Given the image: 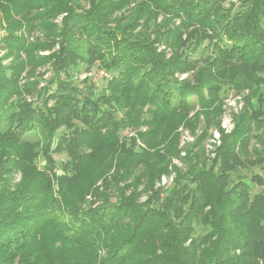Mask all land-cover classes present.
Segmentation results:
<instances>
[{"label":"trees","instance_id":"trees-1","mask_svg":"<svg viewBox=\"0 0 264 264\" xmlns=\"http://www.w3.org/2000/svg\"><path fill=\"white\" fill-rule=\"evenodd\" d=\"M0 29V264H264V0H0Z\"/></svg>","mask_w":264,"mask_h":264},{"label":"rangeland","instance_id":"rangeland-1","mask_svg":"<svg viewBox=\"0 0 264 264\" xmlns=\"http://www.w3.org/2000/svg\"><path fill=\"white\" fill-rule=\"evenodd\" d=\"M4 31L2 29H0V35L3 34ZM45 53H47V51H45ZM41 72H44V77L43 79L49 78L52 74L53 71L49 68V65H45L44 67H42L40 69ZM108 75L107 72H105L103 69H100L98 67H94L92 71H86L83 70L80 73H76L75 74V78L76 80H81L84 79L85 77L89 76L90 77V81L93 85L97 86H102L105 82V78ZM190 76V73L187 74H181L180 78H186ZM42 84H45V81L43 80ZM80 85L82 86V83H80ZM240 96L234 95L232 93L228 94V98H227V105H226V112L224 114V116L222 117V127H224L223 123L225 124H229V126H231L233 128L234 126V120H233V114L234 112H238L241 107H242V102L240 101ZM225 121V122H224ZM218 132L220 134V132L218 130H213V135L210 136V138L208 139V146L212 143V139L215 138V133ZM220 137V136H219ZM193 139V137L191 135H189L188 131H185L183 133L182 136V143H185L186 141H191ZM219 143V141L217 142ZM208 149H211L210 147H208ZM55 158L57 159V163L58 166L61 164V161H64L67 159V155L65 153H55L54 154ZM39 164L43 165L45 160L43 157H41L39 159ZM16 180L19 178V174L15 175ZM166 181H170V179H166ZM259 187H256V190H258Z\"/></svg>","mask_w":264,"mask_h":264},{"label":"built area","instance_id":"built-area-1","mask_svg":"<svg viewBox=\"0 0 264 264\" xmlns=\"http://www.w3.org/2000/svg\"><path fill=\"white\" fill-rule=\"evenodd\" d=\"M224 122H225V121H224ZM223 125H224V128H226L227 131H230V130L232 129V127L229 126V124H225V123H223ZM219 136H220V134H219L218 132H216V133H215V138L212 139V142H213V141H214V142H218V141H219ZM209 147H212V144H210ZM164 181H165V179H164Z\"/></svg>","mask_w":264,"mask_h":264}]
</instances>
